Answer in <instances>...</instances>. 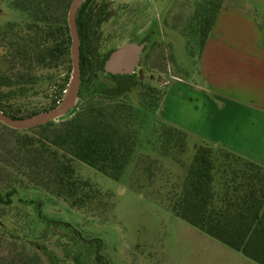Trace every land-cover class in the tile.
Instances as JSON below:
<instances>
[{
	"label": "rangeland",
	"instance_id": "rangeland-1",
	"mask_svg": "<svg viewBox=\"0 0 264 264\" xmlns=\"http://www.w3.org/2000/svg\"><path fill=\"white\" fill-rule=\"evenodd\" d=\"M41 1V11L49 17L44 29H57L54 20L60 18L62 6ZM201 1L92 0L88 8L104 3L110 15L93 37L98 61L127 42L147 40L134 74L138 82L160 89L163 100L178 79L196 84L201 48L199 36H194L196 31L199 35ZM20 2L0 0V79H6L0 96L5 109L25 118L53 108L60 84L68 79L69 85L72 61L71 40L65 57L44 63L37 58L42 46L33 38L29 43L26 24L21 23L31 13L13 7ZM223 2L264 13V0ZM54 45L51 41L45 47ZM91 99L111 107L124 100L131 104L137 114L132 127L137 136L133 159L119 181L70 156L75 178L100 193L82 207L52 191L57 160L49 139L73 114L50 126L23 131L0 126V190L15 191L10 203L0 202V264H26L34 256L41 264H101L97 255L106 264H217L219 251L227 247L168 207L181 191L199 136L189 134L185 153L174 155V150L163 155L161 135L169 125L161 111H142L138 88L120 98ZM180 99L168 108L175 120L194 126L199 103ZM82 103L78 99L76 107Z\"/></svg>",
	"mask_w": 264,
	"mask_h": 264
},
{
	"label": "trees",
	"instance_id": "trees-1",
	"mask_svg": "<svg viewBox=\"0 0 264 264\" xmlns=\"http://www.w3.org/2000/svg\"><path fill=\"white\" fill-rule=\"evenodd\" d=\"M44 1L50 6L58 3L57 5L62 6L63 12L58 21L54 20L59 24L57 29L43 31L42 49L37 54V58L43 63L69 54L71 36L67 17L72 0ZM89 1L86 0L78 12L77 24L80 27L84 25L83 22L95 17L93 10L90 9L88 12L86 9ZM41 4V0H21L17 7H13L34 16L43 15L42 19L46 24L49 17L42 13ZM223 4V0L200 2L199 35L196 31L194 37L199 36L201 51ZM105 8L106 6L101 10L104 16ZM80 33L79 99L83 100V103L70 112L73 116L64 121L49 139L55 148L52 150V156L57 160L52 191L75 207L84 206L89 200L99 197L100 193L89 183L75 178L72 159L119 181L131 163L136 148L137 132L132 127L137 120V114L132 105L124 100L111 107L95 103L91 98L96 95L111 99L120 98L127 96L132 89L138 88L140 108L143 112L154 114L159 110L164 97L160 89L138 82L134 74L104 75V64L111 52L99 62L97 44L93 36L87 30ZM188 38L190 41L191 36ZM51 41H55V45L45 47ZM5 81L6 79H0V87L4 86ZM67 87L68 79L60 84L54 106L62 100ZM1 101L2 96L1 111L14 118L21 117L5 109ZM53 123L54 121H51L39 127L50 126ZM0 126L8 128L1 122ZM161 137L163 155H170L174 150H176L174 155L186 152L185 131L169 125L164 128ZM14 194L13 190L6 193L0 190V202L10 203ZM168 207L175 216L207 236L257 264H264V165L226 149L216 150L208 144L198 145L187 168L181 191L170 200ZM96 257L101 264H106L103 257L99 255ZM26 264L41 262L38 256H34L28 259Z\"/></svg>",
	"mask_w": 264,
	"mask_h": 264
},
{
	"label": "crops",
	"instance_id": "crops-1",
	"mask_svg": "<svg viewBox=\"0 0 264 264\" xmlns=\"http://www.w3.org/2000/svg\"><path fill=\"white\" fill-rule=\"evenodd\" d=\"M197 75L196 84L178 79L168 91L159 108L165 123L185 131L187 139L198 135L196 145L264 165V13L225 2L198 57ZM180 98L199 103L194 126L170 111ZM221 250L217 264H257L228 247Z\"/></svg>",
	"mask_w": 264,
	"mask_h": 264
},
{
	"label": "water",
	"instance_id": "water-1",
	"mask_svg": "<svg viewBox=\"0 0 264 264\" xmlns=\"http://www.w3.org/2000/svg\"><path fill=\"white\" fill-rule=\"evenodd\" d=\"M86 0H72L68 12L71 36L72 74L63 99L51 110L25 118H14L0 110V122L13 130H29L58 120L75 109L81 86V41L77 27V13ZM146 42H127L113 50L104 64V75H133L141 63Z\"/></svg>",
	"mask_w": 264,
	"mask_h": 264
},
{
	"label": "flooded vegetation",
	"instance_id": "flooded-vegetation-1",
	"mask_svg": "<svg viewBox=\"0 0 264 264\" xmlns=\"http://www.w3.org/2000/svg\"><path fill=\"white\" fill-rule=\"evenodd\" d=\"M91 2H92V0H90L88 2V5L91 4ZM83 4H84V2H83ZM81 6H80V8H81ZM105 6H106V8H105V16H104V13H101L102 12L101 10ZM80 8H79V10H80ZM86 9H87L88 12L90 11V9L93 10V12L95 13V17H93L92 19H88L87 20L90 26L87 25L88 24L87 21H85V23L83 22L84 25H82L81 27L78 26V24H77L79 36L81 34L80 32L84 33L85 30H87L91 36L96 37L98 35L99 28L107 20V18H109V16H110V15H108L109 13H107V5L104 4V3H101V4L96 5L94 7H89V8L87 7ZM79 10H78V12H79ZM98 13H99V15H98ZM77 15H78V13H77ZM67 20H68V17H67ZM7 24L11 25V23H7ZM12 24H15V23H12ZM23 24H26L25 33L29 37V43H30L31 39L33 38L32 42H36L38 46H42V41H41L42 34H43V31L45 29H47V28L44 29V27H43L45 23L43 22L42 15L40 14V15L34 16L33 14H31V16L28 17L27 20H25L24 22L21 23V26ZM12 26H14V25H11V27ZM68 27H69V25H68ZM80 28H81V31H80ZM69 32H70V29H69ZM144 42H146L147 45H148V41L147 40L143 41L141 43H144ZM147 45L145 46V49H144L143 53L145 52V50L147 48ZM142 59H143V54H142V57H141V61H142Z\"/></svg>",
	"mask_w": 264,
	"mask_h": 264
}]
</instances>
